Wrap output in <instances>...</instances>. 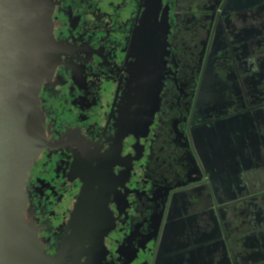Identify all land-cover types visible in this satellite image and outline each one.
<instances>
[{
    "label": "flooded vegetation",
    "instance_id": "flooded-vegetation-1",
    "mask_svg": "<svg viewBox=\"0 0 264 264\" xmlns=\"http://www.w3.org/2000/svg\"><path fill=\"white\" fill-rule=\"evenodd\" d=\"M53 1L26 189L50 264H264V0Z\"/></svg>",
    "mask_w": 264,
    "mask_h": 264
},
{
    "label": "water",
    "instance_id": "water-1",
    "mask_svg": "<svg viewBox=\"0 0 264 264\" xmlns=\"http://www.w3.org/2000/svg\"><path fill=\"white\" fill-rule=\"evenodd\" d=\"M54 11L53 0H0V264L51 263L26 222V189L42 151L52 147L40 102L42 86L51 83L69 49L56 39ZM151 85L157 87L152 116L159 78ZM127 99L134 103L133 96ZM160 246L157 259L163 256L165 246Z\"/></svg>",
    "mask_w": 264,
    "mask_h": 264
}]
</instances>
